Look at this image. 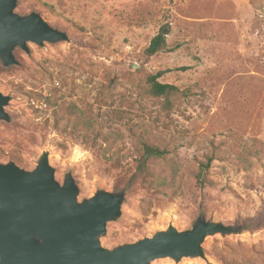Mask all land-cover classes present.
Wrapping results in <instances>:
<instances>
[{"label":"rangeland","instance_id":"374dc122","mask_svg":"<svg viewBox=\"0 0 264 264\" xmlns=\"http://www.w3.org/2000/svg\"><path fill=\"white\" fill-rule=\"evenodd\" d=\"M14 12L38 13L68 40L15 48L17 65L0 60L9 98L0 163L32 171L46 154L58 184L74 180L79 203L124 190L120 216L98 239L107 251L169 227L191 231L201 217L244 230L206 237L200 257L149 264H223L212 247L240 245L242 258L264 247V0H17ZM163 25L166 49L145 57ZM158 72L179 90L170 107L145 91ZM142 138L167 148L153 171H174L170 189L138 172ZM208 159L206 187L195 189L192 174Z\"/></svg>","mask_w":264,"mask_h":264},{"label":"water","instance_id":"95a60500","mask_svg":"<svg viewBox=\"0 0 264 264\" xmlns=\"http://www.w3.org/2000/svg\"><path fill=\"white\" fill-rule=\"evenodd\" d=\"M17 0H0V60L17 65L15 48L28 52L27 43L68 40L38 13L14 12ZM8 97L0 94V121H8L4 107ZM78 188L67 175L62 185L54 178L44 154L32 171L14 163H0V264H149L156 259L179 261L200 257L208 236L237 233L231 226L211 224L198 218L191 231L178 233L171 227L151 238L107 251L98 239L107 223L117 219L125 191L98 192L77 201Z\"/></svg>","mask_w":264,"mask_h":264},{"label":"trees","instance_id":"16d2710c","mask_svg":"<svg viewBox=\"0 0 264 264\" xmlns=\"http://www.w3.org/2000/svg\"><path fill=\"white\" fill-rule=\"evenodd\" d=\"M169 26L163 25L160 27L156 35L150 40L148 46L144 50V55L147 58L154 57L159 53L163 52L166 49V39L169 35ZM162 76L161 72L156 73L155 75H150L145 79V91L146 93L155 99L162 100V105L170 107L173 105L176 100L179 90L168 84L160 83L158 80ZM55 101H47L48 107L54 106ZM106 153V151H104ZM106 160H109L110 157L105 155ZM169 152L167 148L161 144L151 143L147 139H140L138 148L136 150V156L138 159L137 170L144 178L146 184L151 186L161 188L163 190L170 189L174 185V171L171 173V179H159L154 175L153 168L155 164L160 161H166ZM211 159H208L205 163H201L196 171L193 172L192 178L194 181L195 189H204L206 187L207 178L206 173L210 167ZM177 169V166H175ZM239 232H242L244 229L241 227H233ZM264 249L263 246H253L247 251H250V256L242 258V255L236 254L235 251L240 250V245L236 248H232L229 245L219 249L218 247H212L216 257L222 261L223 264H264Z\"/></svg>","mask_w":264,"mask_h":264}]
</instances>
